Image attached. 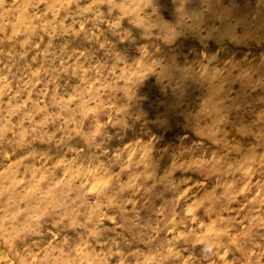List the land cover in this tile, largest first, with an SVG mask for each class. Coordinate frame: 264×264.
I'll return each mask as SVG.
<instances>
[{
	"label": "rangeland",
	"instance_id": "374dc122",
	"mask_svg": "<svg viewBox=\"0 0 264 264\" xmlns=\"http://www.w3.org/2000/svg\"><path fill=\"white\" fill-rule=\"evenodd\" d=\"M0 264H264V0H0Z\"/></svg>",
	"mask_w": 264,
	"mask_h": 264
},
{
	"label": "clouds",
	"instance_id": "9594fccd",
	"mask_svg": "<svg viewBox=\"0 0 264 264\" xmlns=\"http://www.w3.org/2000/svg\"><path fill=\"white\" fill-rule=\"evenodd\" d=\"M205 252H210L212 250V245L208 242H204V249Z\"/></svg>",
	"mask_w": 264,
	"mask_h": 264
}]
</instances>
